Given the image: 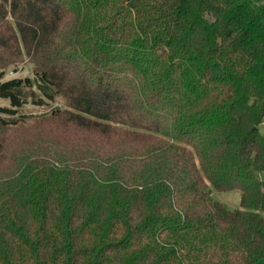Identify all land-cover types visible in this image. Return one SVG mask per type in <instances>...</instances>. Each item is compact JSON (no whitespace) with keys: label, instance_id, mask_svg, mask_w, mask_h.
<instances>
[{"label":"trees","instance_id":"obj_1","mask_svg":"<svg viewBox=\"0 0 264 264\" xmlns=\"http://www.w3.org/2000/svg\"><path fill=\"white\" fill-rule=\"evenodd\" d=\"M2 101L0 264H264V0H0Z\"/></svg>","mask_w":264,"mask_h":264},{"label":"rangeland","instance_id":"obj_2","mask_svg":"<svg viewBox=\"0 0 264 264\" xmlns=\"http://www.w3.org/2000/svg\"><path fill=\"white\" fill-rule=\"evenodd\" d=\"M255 1L257 3L262 2V0H252ZM31 75V71L29 68V65H25V66H20L18 68L17 71H13L12 69H10L9 73L6 75L5 79H9V78H15V77H26V76H30ZM27 95L28 96H32V93L34 92L33 89L30 90H26ZM63 102L61 100H56L50 104H48L47 106L44 107H36L33 105H26L24 106L22 109L24 111V113L28 114V115H32V116H39L42 115L44 113L49 112V110L52 107H55L57 105H62ZM0 105H7V102L2 101L0 102ZM259 132L262 136H264V120L261 122L260 126H259ZM214 199L222 201L223 203H225L230 209L236 208L238 206V201H239V196L240 193L238 191H232L229 193H214L213 194Z\"/></svg>","mask_w":264,"mask_h":264}]
</instances>
